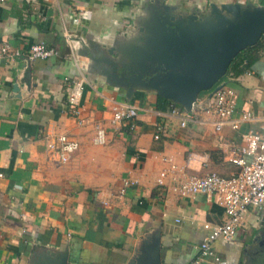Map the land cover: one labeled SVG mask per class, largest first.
<instances>
[{
	"label": "crops",
	"instance_id": "0c3cea01",
	"mask_svg": "<svg viewBox=\"0 0 264 264\" xmlns=\"http://www.w3.org/2000/svg\"><path fill=\"white\" fill-rule=\"evenodd\" d=\"M226 1L237 0H0V46L44 42L57 50L47 59L0 55V264H195L203 224L222 223L226 214L202 194L178 195L172 176L234 173L229 150L261 121L217 132L200 112L181 127L170 106L157 107L155 91L128 96L120 76L162 5L188 14ZM65 77L83 80L84 124L69 112ZM223 82L238 94L234 117L263 112L264 54ZM119 103L139 108L134 129L110 124ZM96 122L107 130L101 145L92 142ZM52 131L79 141L67 163L46 149ZM164 169L170 176L160 187ZM211 250L197 264H264V208H249L234 239H216Z\"/></svg>",
	"mask_w": 264,
	"mask_h": 264
},
{
	"label": "built area",
	"instance_id": "2783aa9c",
	"mask_svg": "<svg viewBox=\"0 0 264 264\" xmlns=\"http://www.w3.org/2000/svg\"><path fill=\"white\" fill-rule=\"evenodd\" d=\"M205 1L209 2L210 0ZM237 1L245 3L253 0ZM56 54L57 50L47 46L44 42L31 44L26 50L14 48L9 43H3L0 46V55H6L9 58L47 59ZM64 80L70 88L67 97L69 112L72 116L78 118L83 80H69L67 77ZM219 84L221 86L211 93V100L196 99L189 111L181 106H170L168 111L169 115L179 120L181 127H186L194 119V116L201 112L206 115V120L213 125L217 132L225 126L237 129L241 122L261 121L260 130L249 129L244 132L241 135V143L229 150L228 161L238 167L234 173L222 175L211 172L179 180H176L177 176H172L173 180L176 181L172 186V190L178 195L202 194L220 204L226 214V219L222 223L210 224L206 222L203 224V228L207 232L200 244L201 255L195 261V264L213 255L211 244L216 239L225 241L234 239L242 218L249 208H264V110L262 113L256 114L252 110L243 109L239 110L237 117H234V114L238 112V94L234 88L224 82ZM138 111L139 108L133 104L119 103L111 109L109 122L115 127L124 125L129 129H134L137 126ZM78 122L84 124L82 119L79 118ZM156 129L154 138L158 139L162 131V125L158 123ZM93 131L92 142L94 144L101 145L107 141V130L100 122L95 123ZM45 146L59 163L64 164L78 150L79 141L68 133H54L52 131L46 135ZM190 159L191 156H188L187 164ZM174 168L175 166L172 165L171 169ZM0 175L2 174L0 173ZM169 176L168 169L162 170L156 178V184L164 187ZM128 182L132 183L131 181H125V184H129Z\"/></svg>",
	"mask_w": 264,
	"mask_h": 264
},
{
	"label": "water",
	"instance_id": "95a60500",
	"mask_svg": "<svg viewBox=\"0 0 264 264\" xmlns=\"http://www.w3.org/2000/svg\"><path fill=\"white\" fill-rule=\"evenodd\" d=\"M149 32L134 61L123 64L120 81L128 96L149 89L189 111L202 91L221 86L233 57L264 32V5L211 2L202 12L179 14L164 4Z\"/></svg>",
	"mask_w": 264,
	"mask_h": 264
},
{
	"label": "trees",
	"instance_id": "16d2710c",
	"mask_svg": "<svg viewBox=\"0 0 264 264\" xmlns=\"http://www.w3.org/2000/svg\"><path fill=\"white\" fill-rule=\"evenodd\" d=\"M260 5H264L263 0L258 1ZM264 54V32L258 38V40L244 49L240 50L235 57L231 60L225 75L219 80V83H222L226 77H237L239 74H242L251 69V66L260 59V57ZM206 91H202L199 95L205 93ZM157 107L160 109L168 106H179L178 104L173 103L172 101L159 96L157 97Z\"/></svg>",
	"mask_w": 264,
	"mask_h": 264
},
{
	"label": "rangeland",
	"instance_id": "374dc122",
	"mask_svg": "<svg viewBox=\"0 0 264 264\" xmlns=\"http://www.w3.org/2000/svg\"><path fill=\"white\" fill-rule=\"evenodd\" d=\"M258 1H259V0H258ZM258 1H256V0L254 1V0H253V1H250V2L254 3L255 5H259V2H258Z\"/></svg>",
	"mask_w": 264,
	"mask_h": 264
}]
</instances>
